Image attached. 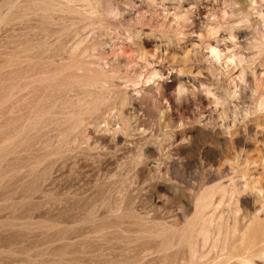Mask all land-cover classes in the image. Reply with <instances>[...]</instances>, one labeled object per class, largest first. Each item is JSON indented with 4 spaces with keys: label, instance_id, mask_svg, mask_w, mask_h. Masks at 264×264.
<instances>
[{
    "label": "rangeland",
    "instance_id": "374dc122",
    "mask_svg": "<svg viewBox=\"0 0 264 264\" xmlns=\"http://www.w3.org/2000/svg\"><path fill=\"white\" fill-rule=\"evenodd\" d=\"M260 99L264 0H0V264H264Z\"/></svg>",
    "mask_w": 264,
    "mask_h": 264
},
{
    "label": "bare ground",
    "instance_id": "6f19581e",
    "mask_svg": "<svg viewBox=\"0 0 264 264\" xmlns=\"http://www.w3.org/2000/svg\"><path fill=\"white\" fill-rule=\"evenodd\" d=\"M211 50L214 51L215 54H216L217 56L219 55V53H218L214 48H212ZM212 51H211V52H212ZM219 57H220V56H219ZM221 58H222V57H221ZM222 60H223V59H222ZM225 60H226V59H225ZM225 62H226V61H225ZM238 71H239V70H238ZM243 72H244V71H243ZM243 72H241V73H243ZM238 73H239V72H238ZM240 77H241V76H240ZM260 100H261V99H260ZM261 102H262V103H260L261 105L264 104L263 100H261ZM260 104H259V105H260Z\"/></svg>",
    "mask_w": 264,
    "mask_h": 264
}]
</instances>
